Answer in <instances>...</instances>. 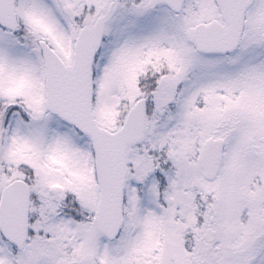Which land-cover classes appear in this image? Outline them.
Listing matches in <instances>:
<instances>
[{"label": "snow or ice", "instance_id": "snow-or-ice-1", "mask_svg": "<svg viewBox=\"0 0 264 264\" xmlns=\"http://www.w3.org/2000/svg\"><path fill=\"white\" fill-rule=\"evenodd\" d=\"M0 264H264V0H0Z\"/></svg>", "mask_w": 264, "mask_h": 264}]
</instances>
